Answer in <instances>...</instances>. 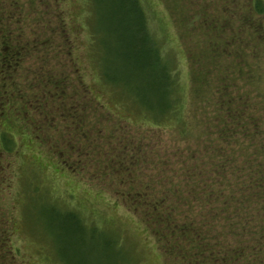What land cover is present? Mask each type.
<instances>
[{"label": "rangeland", "instance_id": "1", "mask_svg": "<svg viewBox=\"0 0 264 264\" xmlns=\"http://www.w3.org/2000/svg\"><path fill=\"white\" fill-rule=\"evenodd\" d=\"M139 1L160 64L172 81L171 108L161 115L157 114L159 110L155 106L159 103L149 88L153 82L152 73H142L131 59L134 51L126 49L129 44L139 42V36L136 37L137 32L133 30H130L132 34L129 30L124 31L117 19L120 13L117 9L109 12L108 0H101V6L96 8L90 0H60L61 6L57 0H17L18 15L11 19L19 29H15V35L19 36L22 47L29 43L34 51H21L20 66L7 79L8 85L22 88L25 99L35 102L30 109L22 107L21 103L22 123L34 121L42 130L47 126L52 143L57 147L54 153L52 146L37 149L35 143L17 132V154L6 156L11 162L12 181L10 189L6 192L4 189L2 193L4 199L1 197L0 206L3 208L0 210L11 222L12 245L18 251L17 264L163 263L152 234L113 194V180L104 175L102 163L94 167L86 164L84 157H77V154H83L77 152L79 148L77 153L72 150V153L63 152L65 133L71 132L65 131L67 128L64 127L73 120L70 107L80 101L75 93L86 94L85 100L90 102L87 111L78 113L80 119L85 118L84 131L95 128L111 147L130 138L136 149L146 150L144 154L151 157L147 149L150 147L152 151L163 150L168 154L177 148L193 146L203 136H200L203 132L201 126L205 123L201 111L205 101L194 102L191 98L192 91L195 92L196 88L203 91L204 83L209 81L202 68L215 60L216 75L220 76L224 67L232 65L235 50L240 49L237 38L232 41L227 34H222L223 31H215L218 29L217 20L221 22L224 16L217 19L213 9L220 7L223 13L222 9L226 8L228 17L238 14L253 28L257 19H250L248 6L242 0L235 4L231 0ZM193 11L201 27L209 29L210 34L207 33L205 38L200 26L193 24ZM58 15L65 21H61ZM4 16L9 19L7 13ZM207 39L218 48L216 53H204ZM221 40L228 41L222 43ZM259 45L263 52L262 45ZM198 49L202 57L196 61V77L192 75L189 57H196ZM43 50L47 53L48 67L53 68L49 69L54 72L51 75L69 76L61 102L54 96L47 100L42 90L47 87L38 86L48 72L46 67L43 68ZM243 55L249 57L247 52ZM249 63L254 66V60ZM74 69L78 70L77 74H73ZM78 73L87 90H83L84 93L75 80ZM230 73H237V68ZM249 73L248 68L243 77L246 79ZM254 75L258 76L256 72ZM231 78L234 80L235 77H228ZM246 80L251 86L252 82L256 83ZM205 96L207 94L203 93L202 97ZM82 105L86 106L80 101L77 108ZM212 107L210 114L216 110ZM9 117L5 122H10L12 117ZM7 123L3 124L5 128ZM185 124L190 127L191 137L179 133L180 126ZM99 139L96 138L100 143ZM59 140L61 142L56 144ZM78 144L84 146L85 142ZM103 146L102 143L101 150ZM49 147L52 153L47 155ZM79 160L84 166H75L74 173L64 166L69 164L72 168L73 163H80ZM86 169H94L97 175L89 171L92 177ZM0 171L4 179L5 171L2 168Z\"/></svg>", "mask_w": 264, "mask_h": 264}, {"label": "trees", "instance_id": "2", "mask_svg": "<svg viewBox=\"0 0 264 264\" xmlns=\"http://www.w3.org/2000/svg\"><path fill=\"white\" fill-rule=\"evenodd\" d=\"M90 1L94 8L101 6V0ZM108 1L109 12L117 9V13H120L117 19L124 31L133 30L137 32L135 36H139V42L129 44L126 49L134 51L135 55L129 57L142 73H152L153 82L149 88L159 103L155 106L159 110L157 114L161 115L171 108L172 81L160 64L159 54L148 33L141 3L139 0ZM231 1L235 4L237 0ZM242 1L248 6L250 19H257L255 28L238 14H231L232 17L229 14L228 17L223 5V13L220 12V7L213 9L217 19L224 16L221 22L220 19L217 20L218 29L215 31H223L222 34H227L232 41L237 38L240 49L235 50L232 65L224 67L220 76L216 75L215 60L202 68L209 81L204 83L203 91L198 88L195 92L192 91L191 98L194 102L205 101L201 107L205 123L201 126L203 132L200 136H203L193 146L177 148L168 154L163 150L152 151L150 147L147 149L151 157L144 154L146 150L136 149L130 138L111 147L95 128L84 131L85 118L83 117L82 124L83 118L80 119L78 113L88 110L90 102H86V94L75 93L86 104L85 107L82 105L77 108L80 101L70 107L73 120L64 127L67 128L65 131L71 132L65 133L63 152L68 150L72 153V150L74 153H83L77 154V157H84L86 164L91 167L102 163L104 175L113 180V194L130 213L138 216L146 231L152 234L162 264H264V0ZM4 13L9 15V19ZM193 13L194 11L191 14L193 24L200 26L205 38L209 29H203L197 15L193 16ZM16 14L18 15L17 0H9L8 3L0 0V86L3 87H0V168L6 174L3 179V172L0 171V203L1 197L4 199V189L6 192L11 187L12 167L6 156L17 154V132L35 143L37 149L52 146L54 153L57 148L52 143L47 126L46 130H42L34 121L22 123L21 103L22 107L30 109L35 102L25 99L22 95L25 90L22 88L8 85L7 79L20 66L21 51H34L33 48L30 49L29 43L22 47L19 36L15 35V29H19L11 19ZM58 17L65 21L61 15ZM206 44L205 54L218 51L210 40L207 39ZM259 44L262 45L263 52L260 51ZM244 52L249 54L248 58L243 55ZM42 56H45L42 60L43 68L46 67L48 72L38 86L47 87L42 89L47 100L54 96L56 100L60 98L61 102L63 87L69 76L51 75L54 72L49 70L53 68L48 67L45 50L42 51ZM201 57L199 49L196 57H189L192 75L196 77V61ZM250 60H254V66L249 63ZM235 68L237 73L231 74L230 71ZM248 68L250 73L246 79L256 81L252 82V86L243 77ZM77 71L74 69L73 74H77ZM228 77L235 78L233 80ZM166 79L170 80L169 83ZM75 80L80 84V91H87L79 73ZM203 93L207 96L202 97ZM166 101L169 103H165ZM212 106L216 110L210 114ZM9 116L13 119H10L11 123L5 122ZM46 117L49 120V115ZM3 122L9 126L5 128ZM180 127L181 136L191 137L189 125ZM96 138H100V143ZM80 141H84L85 145L79 146ZM60 142L61 140L56 144ZM102 143L103 150L100 147ZM68 144L70 145L67 146ZM58 148L62 149V146ZM51 153L50 147L47 148V155ZM77 165L84 166L81 162L73 163L72 168L69 164H64L72 173L75 166L79 167ZM86 170L96 174L94 169ZM4 216L0 210V264H17L18 251L12 245L11 222Z\"/></svg>", "mask_w": 264, "mask_h": 264}]
</instances>
